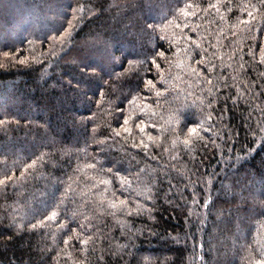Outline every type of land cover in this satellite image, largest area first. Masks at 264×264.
I'll use <instances>...</instances> for the list:
<instances>
[{
    "label": "trees",
    "instance_id": "obj_1",
    "mask_svg": "<svg viewBox=\"0 0 264 264\" xmlns=\"http://www.w3.org/2000/svg\"><path fill=\"white\" fill-rule=\"evenodd\" d=\"M0 264H264V0H0Z\"/></svg>",
    "mask_w": 264,
    "mask_h": 264
},
{
    "label": "snow or ice",
    "instance_id": "obj_2",
    "mask_svg": "<svg viewBox=\"0 0 264 264\" xmlns=\"http://www.w3.org/2000/svg\"><path fill=\"white\" fill-rule=\"evenodd\" d=\"M161 55H163V54H161ZM21 63H23V61H21ZM125 123H127V121H126ZM142 130H143V129H142ZM193 131H195V129H193Z\"/></svg>",
    "mask_w": 264,
    "mask_h": 264
}]
</instances>
